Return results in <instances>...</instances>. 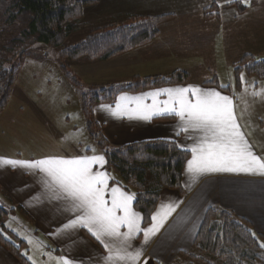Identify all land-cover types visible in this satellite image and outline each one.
I'll list each match as a JSON object with an SVG mask.
<instances>
[{
    "label": "crops",
    "instance_id": "1",
    "mask_svg": "<svg viewBox=\"0 0 264 264\" xmlns=\"http://www.w3.org/2000/svg\"><path fill=\"white\" fill-rule=\"evenodd\" d=\"M144 2L150 6L137 5L138 9H143V12L139 11L142 15L173 16L159 25V34L154 40L121 54L126 56L123 59L111 62L112 59L121 56L118 55L107 60L106 64H117L120 70L126 71L129 76L165 75L174 70H181L190 75V80L137 92L123 91L112 103L95 104L94 116L108 142L121 145L142 140L164 139L175 141L180 149H190L194 141L188 137L197 134L180 132V121L175 115H158L150 120H143L129 115L113 116L112 111L116 109L121 97H143V103L151 105L153 103L151 94L158 90L192 86L218 91L233 100L240 129L252 151L264 159V131L260 130L264 125V96L253 95L254 92L264 89V81L242 73L243 81L241 80V85H236L239 99L232 94L230 88L227 92L218 86L205 83L214 77L218 78V74L225 73L227 81L225 83L230 85L234 63L244 53L255 52L253 38L255 35L259 39L261 35L264 37V30L262 34L254 26L245 30L243 19L248 18L247 14L255 7L257 0H252L250 6H246L243 0ZM237 3L244 5L245 10L241 12ZM212 5L215 6L210 9ZM205 8H209V13L213 15L205 16ZM75 65L80 75L91 76L93 84H96V62L80 60L75 62ZM111 70L115 71L108 68V72ZM102 75L105 76L106 73L103 72ZM218 81L220 83V80ZM220 85L224 86L221 83ZM157 99L162 103L168 96L159 95ZM250 103L260 110V116L256 119L261 127L256 123L252 126L244 113L243 105L248 106ZM68 146L65 152L25 156L21 155L22 150L17 152L11 150L13 144L7 142L0 130V204L11 211L2 233L9 235L17 243H14L15 245L19 243L22 245L20 252L31 264H63L64 260L69 261V264H106L107 250L86 228L81 226L63 228L77 213H73L69 202L59 198V194L49 187L46 183L49 178L45 173L24 164L3 163V161L30 163L46 158L103 157V165L93 164L92 168L94 172L101 171L107 174L108 190L105 199L110 200L112 188L133 195L118 183L111 181L117 176L113 171L108 172L101 150L84 146L82 141L77 139L69 142ZM188 152L187 161L192 158L191 151ZM187 161L182 171L181 190L165 187L160 191L158 203L149 223L143 225L142 214L134 208V199L132 200L133 210L141 217V229L152 225L154 214H163L168 207L173 208L163 220V226L146 244L143 231L136 233L129 251L140 250L142 255L135 264H187L180 253L192 249L194 238L209 208L227 210L236 219H245L254 235L258 238L264 237V176L243 172H207L199 175L194 181L186 171ZM121 231L127 229L122 227ZM0 264L22 263L0 243Z\"/></svg>",
    "mask_w": 264,
    "mask_h": 264
},
{
    "label": "trees",
    "instance_id": "2",
    "mask_svg": "<svg viewBox=\"0 0 264 264\" xmlns=\"http://www.w3.org/2000/svg\"><path fill=\"white\" fill-rule=\"evenodd\" d=\"M21 11L31 14L25 33L36 35L40 42L60 46L74 22L82 15V9L89 0H13ZM242 12L245 6L237 3ZM212 5L211 8H214ZM204 9V15L209 13ZM215 9V14H217ZM170 15L134 16L128 24L121 23L112 28H96L78 43L60 50L62 59L90 60L108 59L128 52L152 41L158 36L159 25ZM64 68H67L63 64ZM68 76L76 82L70 71ZM255 76L264 81V58L253 53H244L233 65L236 85H241V74ZM17 68L0 69V112L6 107L14 86ZM190 75L174 70L165 75H134L129 84L93 85L81 94V111L86 119L87 132L96 145L102 149L108 172L116 173L111 180L134 196L133 206L142 214L143 225L151 220L160 197V191L167 188L181 190V178L189 152L180 149L173 140H142L129 144L113 145L105 138L97 122L93 107L97 103H112L123 91L137 92L166 84L185 83ZM229 92L228 86H221L217 78L205 82ZM171 118V117H167ZM10 214V209L0 204V243L12 252L22 264H31L20 252L21 244L15 245L4 238L2 230ZM264 240V237H260ZM250 229L245 219H236L229 211L207 209L192 249L181 252L187 264H214L213 258L221 264H264V247Z\"/></svg>",
    "mask_w": 264,
    "mask_h": 264
},
{
    "label": "rangeland",
    "instance_id": "3",
    "mask_svg": "<svg viewBox=\"0 0 264 264\" xmlns=\"http://www.w3.org/2000/svg\"><path fill=\"white\" fill-rule=\"evenodd\" d=\"M144 1L150 0H89L83 6L81 17L74 22L73 28L68 32L63 43L60 46H53L38 41L34 34L25 33V28L31 19L29 12L19 10L13 0H0V69L11 66L17 68L9 100L0 112V130L7 142L13 144L14 147H11L13 152L22 150L21 155L27 156L66 151L69 148V142L72 143L75 139L82 141L84 146L102 151L87 132L86 119L81 111V94L87 92L93 85L129 84L134 75L129 76V73L120 70L117 64H106L107 60L118 55L108 59L70 60L62 59L60 50L78 43L96 28H112L121 23H130L134 16L153 15H142L139 12L143 9H138L137 5L150 6ZM243 3L250 6L252 0H246V2L243 0ZM168 15L170 16L166 20L173 16ZM247 17L243 19L244 29L254 26L262 34L264 0H257V4L250 10ZM261 38L264 37L261 35ZM261 38L254 36L255 52L252 53L256 57L264 58V40ZM124 57L126 56L121 55L112 59L111 62L119 61L118 59ZM80 60L96 62V84H93L91 76L80 75L75 65V62ZM63 64L67 68H64ZM108 68L115 71L108 72ZM66 71L75 75L76 82L68 76ZM103 72L106 73L105 76L102 75ZM233 77L232 81L229 80L230 85L225 83V73L218 74L217 79L224 86H229L232 94L239 99ZM243 109L252 126L254 123L262 126L256 119L260 116L257 106L253 103L248 106L244 104ZM260 130L264 131V125ZM4 238L17 244L9 235H5ZM260 242L264 244V240L261 239ZM208 259L214 264H221L220 261L211 257Z\"/></svg>",
    "mask_w": 264,
    "mask_h": 264
},
{
    "label": "snow or ice",
    "instance_id": "4",
    "mask_svg": "<svg viewBox=\"0 0 264 264\" xmlns=\"http://www.w3.org/2000/svg\"><path fill=\"white\" fill-rule=\"evenodd\" d=\"M159 95H167L168 99L161 103L157 99ZM253 95L264 96V89ZM151 98L153 103L146 105L143 97H121L112 115H129L143 120L158 115L178 117L180 132L197 134L188 137L194 143L190 149H185L192 153L186 171L194 181L207 172H243L264 176V159L252 151L240 129L235 105L230 97L215 90L189 86L158 90L151 94ZM3 163L24 164L45 173L49 178L46 182L49 187L59 194V198L67 200L70 210L77 213L63 228H86L107 250L106 264H135L142 255L140 250L129 251L136 233L143 231L146 244L173 210L168 207L163 214H154L152 225L141 229V217L132 208L133 195L112 188L110 200L105 199L107 174L94 172L92 168L93 164L102 166L103 157L46 158L30 163ZM122 227L127 231L122 232ZM63 264H69V261L64 260Z\"/></svg>",
    "mask_w": 264,
    "mask_h": 264
}]
</instances>
